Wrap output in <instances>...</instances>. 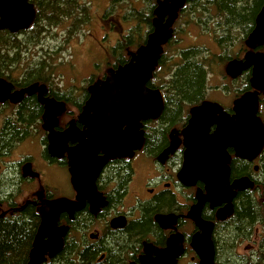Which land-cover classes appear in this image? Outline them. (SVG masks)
<instances>
[{
  "label": "water",
  "instance_id": "water-1",
  "mask_svg": "<svg viewBox=\"0 0 264 264\" xmlns=\"http://www.w3.org/2000/svg\"><path fill=\"white\" fill-rule=\"evenodd\" d=\"M189 1L193 0H157L153 30L145 43L130 53L128 62L112 68L104 78L88 86L89 98L78 115L84 130L79 129L76 120H71L63 130L55 129L67 106L64 101L44 99L45 85L36 83L18 93L15 101L21 99L24 92L31 94L40 89V100L46 107L43 129L48 132V151L58 158L67 154L71 183L77 191L76 199L59 197L39 208L41 223L27 264H44L62 251L69 227L58 225L60 214L68 212L72 216L91 199L96 192L95 179L105 163L112 158L132 156L144 146L143 122L157 120L165 107L161 90L149 87L148 82L159 65L165 45L173 37L180 11ZM35 19L36 9L29 0H0V31L16 33L28 29ZM245 43L250 48L264 45V2ZM249 68H252L250 83L253 89L233 100V113L225 110L221 103L208 99L193 105L187 125L171 131L170 146L158 156L159 161L165 163L180 144L178 134L181 133L186 149L178 178L186 186H194L197 181L205 184V192L197 190V202L187 215L200 229L192 242L200 264H217L211 239L213 223L201 216L204 205L209 202L214 207L225 202L217 218L226 219L234 213L232 200L237 190L254 185L247 177L238 178L230 185L231 156L227 151L233 147L237 157L252 160L264 145V124L257 115L258 93L264 91V53L253 55L249 51L243 59H231L225 71L234 79ZM76 141L79 144L75 148L69 146ZM99 152L104 155L99 157ZM24 173L35 175L29 164L24 167ZM156 219L161 222L164 217L158 215ZM126 223L125 217L111 220L114 228L124 227ZM175 240L176 236L170 238L168 246L161 250L145 244V253L155 252L157 258L147 263L143 260V263L174 264L181 252Z\"/></svg>",
  "mask_w": 264,
  "mask_h": 264
},
{
  "label": "flooded vegetation",
  "instance_id": "flooded-vegetation-1",
  "mask_svg": "<svg viewBox=\"0 0 264 264\" xmlns=\"http://www.w3.org/2000/svg\"><path fill=\"white\" fill-rule=\"evenodd\" d=\"M33 5L37 9L34 3ZM246 37L241 40L240 45H237V49L229 60L243 59L249 51L253 55L264 53V45L256 44L252 48L248 47L245 43ZM203 38H191V40ZM180 40H185V38H180ZM211 40L217 44L215 38ZM247 72L250 77L248 88L245 91L253 89L250 83L252 68L244 73ZM29 73L28 70L14 67L0 68V134H3L5 126L9 124L15 125L14 129L17 132L15 138L12 136L14 139H11L13 142L9 147L0 148V221L6 220L12 223L23 209L29 207L32 212L38 214V219L35 222L37 226L34 225L33 230V244L41 223L39 208L44 206L47 201L59 197L76 199L77 191L71 183L67 154L63 158H58L52 157L48 151V132L43 129L46 107L45 103L40 100V89L31 94L24 92L21 99L15 100L18 98L19 92L38 83L46 86V91L42 95L44 99L56 102L64 101L66 106L68 104L74 105L77 101L73 99L70 91H62L61 75L58 69L50 68L35 71L34 73L47 74L44 81L30 80ZM258 97L257 115L264 124V91L259 92ZM206 99L208 98L206 97ZM74 106L76 107V105ZM232 106L233 102L230 106L223 105L225 110L230 113H233ZM82 108L79 109L80 112ZM190 108L183 123L175 124L177 122L175 121L174 124L168 126L164 144L159 148H150L149 136L152 135V130L159 126L160 117L157 120L152 119L143 122L145 143L142 149L136 150L132 156L112 158L105 163L95 179L96 192L91 199L86 200L85 205L80 210L75 211L72 216L68 212L60 214L58 225L69 227L64 237L62 251L68 248L70 250L69 256L78 262L84 260L83 263L89 259L87 264H146L150 259L157 258V254L155 252L151 255L145 253V244H150L152 249H165L168 246V240L176 236L175 242L181 252L174 264H200V258L192 246L193 237L200 229L187 215L191 206L197 202V190L201 189L202 192H205V184L202 181H197L194 186H186L178 178L186 149L181 133L178 134L180 144L169 155L166 162L161 163L158 159V156L170 146L171 131L173 129L181 130L187 125L190 118ZM66 112L70 114L68 111L63 114ZM62 115L59 117V125L55 127L56 130L65 129L71 120H76L79 129L84 130V125L78 121V115L70 117L67 122L61 124ZM34 135L41 140L42 152L46 162L56 168L66 167L71 187L69 196L56 194L55 190L58 187L55 184L51 185L49 181H42L44 178L48 179L43 171L38 170L31 155L23 153L21 154L22 157H19L15 162L13 161L14 149L22 143L30 146L32 144L31 137ZM78 144V141L70 142L69 146L75 148ZM227 151L231 156L229 162L230 185L242 177H247L254 185L243 190H237L232 200L234 213L226 219L219 220L217 218V212L226 205L225 202L214 207L207 202L202 209L201 216L205 221L213 223L211 239L215 247L217 264H221L223 257L225 259L223 255L225 252L229 250L232 252L233 249L238 252L236 261L240 264L247 260L256 262L259 259V252L264 253V145L260 153L252 160L237 157L233 147L227 148ZM103 155L102 152L98 153L99 157ZM27 164L30 165L31 171L35 175H25L24 167ZM15 176H18L19 180L15 181ZM15 183L18 187L21 183H26L28 188L33 190L29 191L30 197L22 204H19L15 198ZM100 203L102 205H99ZM245 203L247 207L244 213L255 212L254 219L250 229L238 234V205ZM158 215L164 217L161 222L156 219ZM116 217H125L126 225L124 227H112L111 220ZM245 241L248 243L246 245L247 254H244L245 252L242 254L238 248ZM94 246L99 248V255L91 256ZM107 256H110L111 260L107 261ZM143 260L146 263H143Z\"/></svg>",
  "mask_w": 264,
  "mask_h": 264
},
{
  "label": "trees",
  "instance_id": "trees-1",
  "mask_svg": "<svg viewBox=\"0 0 264 264\" xmlns=\"http://www.w3.org/2000/svg\"><path fill=\"white\" fill-rule=\"evenodd\" d=\"M30 1L37 8L34 23L28 29L18 33L9 30L0 31L1 69L14 67L20 61L19 54H22L25 41L28 40L17 41L21 34H32L29 36H33V39L28 41L32 42L47 32L49 28L60 25L62 21L77 17V20L78 18L80 20L75 27H78L79 24L86 23L90 17L88 13L91 12L90 0H86L85 3H82L81 0ZM148 1V6H145L142 1L144 6L141 10L135 6L134 2L130 4V10L127 13H132L138 23L131 27L128 34H121V38L118 39L114 47L118 59L112 67L116 68L128 62L131 57L130 53L145 43L148 34L153 30V10L157 0ZM263 2L264 0H193L189 1L180 11L174 26L173 37L165 45L159 65L154 71L153 78L148 82L149 87L162 90L165 98L160 124L155 130H152V135L149 136L151 149H157L164 144L165 132H168L169 125L174 124L175 121H177L175 124L183 123L189 107L200 103L208 96L209 75L214 68L217 55L201 46L180 48L179 44H183V40L180 38L192 36V28L199 27L201 30L197 31L196 37L215 38L217 44L218 42L222 44H218L219 46L226 47V44L230 45V40L237 36L235 31H242V39L251 32ZM124 3H128L127 0H112L111 5L103 14V20L107 22L112 20L116 14H119V8ZM81 11L84 12V17L77 16V12ZM221 57L220 59L225 60L224 56ZM34 65L33 70L29 73L30 80L44 81L47 74L34 72L39 69H50L49 65L42 60L39 63L35 62ZM249 77L250 74L247 72L238 79L243 81L244 88L239 90L237 96L248 88ZM83 90L82 99L76 100L77 102L74 103L80 110L89 94L87 88H83ZM68 100L70 101L69 98ZM14 127L16 126L11 124L5 126V131L0 134V148H7L11 145L17 135ZM238 206L237 227L238 231L244 232L251 228L255 212H248L246 215L244 211L247 204ZM36 219H38V214L32 212L28 207L23 209L12 223L6 220L0 221V264H27L32 248L34 225L37 226ZM115 245L118 246V244ZM69 251L68 248L64 249L59 255L44 264H87L89 259H86L85 263H83L84 260L83 262L75 261L69 256ZM99 251V248L94 246L91 256L99 255ZM259 254V259L256 262L247 260L242 264H264V253L260 251ZM223 255L228 258V264H236L231 262V250ZM106 260H111L110 256H107Z\"/></svg>",
  "mask_w": 264,
  "mask_h": 264
},
{
  "label": "rangeland",
  "instance_id": "rangeland-1",
  "mask_svg": "<svg viewBox=\"0 0 264 264\" xmlns=\"http://www.w3.org/2000/svg\"><path fill=\"white\" fill-rule=\"evenodd\" d=\"M144 5L148 6V0H127L119 8V14H116L112 20L104 21L103 14L105 10L111 5L112 0H90L91 12L86 23L77 26V17L69 18L62 21L60 25L49 28L47 32L42 34L37 40L28 42L33 39V36L21 34L17 41L26 40L23 47L22 54H19L20 61L14 67L22 70L32 71L35 66L34 63H39L41 60L49 65V68L58 69L60 73L61 89L63 92H68L73 96V99L80 101L82 99L83 88H87L92 82L102 79L108 72L114 68L113 64L117 61L118 55L114 51V47L121 38V34H128L131 27L137 24V20L132 13L128 14L130 4L134 2L135 6L140 10ZM85 3L86 0H81ZM77 16L84 17V12H77ZM114 21V24L112 22ZM199 27L192 28V36L185 37L183 44H179L180 48H188L193 46H201L204 49L208 48L210 52L216 54V62L208 80L207 98L215 100L224 106L232 105L233 99L243 89V81L239 78L232 79L225 73V66L230 56L234 54L237 45H240L242 39V31H235L237 36L233 37L230 45L226 47L216 46L210 37H196L197 31L200 32ZM147 32V31H146ZM145 32V33H146ZM191 38H203L201 40H191ZM219 44V42H218ZM222 45V44H219ZM235 47V48H233ZM133 51H136L134 49ZM132 51V52H133ZM225 54L223 55V53ZM224 56L225 60L220 59ZM220 59V60H219ZM92 79V80H91ZM91 80V81H90ZM190 108V107H189ZM189 110V109H188ZM61 117V124L67 122L70 117L79 115V108L74 105H67V110ZM32 144L30 146L22 143L13 151V161H17L21 154L26 153L31 155L38 170L43 171L45 176L42 181H49L51 185H56V194L69 196L71 192L70 183L68 180V172L65 166L54 167L49 165L44 159L42 152V143L39 137L34 135L31 137ZM15 173V171H14ZM16 175V173H15ZM44 176V177H45ZM19 180L15 176V181ZM15 183V198L19 204L25 202L30 197V190L26 183H21L20 187H16ZM255 226L253 227V229ZM238 234H242L238 231ZM247 241L243 242L238 251L246 253ZM260 255V254H259ZM238 257L237 250H232L231 262L240 264L236 261ZM221 264H228V258L224 257ZM242 264V263H241Z\"/></svg>",
  "mask_w": 264,
  "mask_h": 264
}]
</instances>
